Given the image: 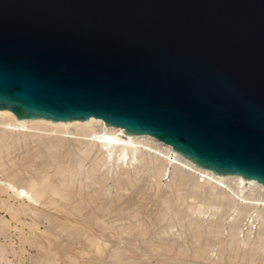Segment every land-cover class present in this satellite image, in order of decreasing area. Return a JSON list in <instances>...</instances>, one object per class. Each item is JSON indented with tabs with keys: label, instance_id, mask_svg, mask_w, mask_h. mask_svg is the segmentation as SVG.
I'll list each match as a JSON object with an SVG mask.
<instances>
[{
	"label": "water",
	"instance_id": "water-1",
	"mask_svg": "<svg viewBox=\"0 0 264 264\" xmlns=\"http://www.w3.org/2000/svg\"><path fill=\"white\" fill-rule=\"evenodd\" d=\"M0 108L264 184V0H0Z\"/></svg>",
	"mask_w": 264,
	"mask_h": 264
},
{
	"label": "rangeland",
	"instance_id": "rangeland-1",
	"mask_svg": "<svg viewBox=\"0 0 264 264\" xmlns=\"http://www.w3.org/2000/svg\"><path fill=\"white\" fill-rule=\"evenodd\" d=\"M101 128L0 124V264H264V187L202 177L151 136L121 160L81 134Z\"/></svg>",
	"mask_w": 264,
	"mask_h": 264
},
{
	"label": "bare ground",
	"instance_id": "bare-ground-1",
	"mask_svg": "<svg viewBox=\"0 0 264 264\" xmlns=\"http://www.w3.org/2000/svg\"><path fill=\"white\" fill-rule=\"evenodd\" d=\"M95 122H99L102 125V128L99 131L82 132L81 134L90 136L92 137L93 140L100 142V144L106 148L107 152H111L115 150L116 152H118V158L121 160H125L127 157L129 158V156L131 157L133 156L134 149L133 148L128 149L127 144L133 143L135 139H139L140 137L150 136L148 134H143V133L142 134H135V133L126 134L123 132L120 126L113 127L111 125H106L102 121V119H100L99 117H95L93 115H89L85 119L72 118V119H67L66 121H56V120H52V119H48L44 117H31V118L24 119L21 117H16L9 109L0 108V124L10 126V127L12 126L17 129H26V127L28 126H31V128L46 127V129L50 131L62 130L63 132L69 133L70 132L69 128L71 126L77 129L78 127L84 126L86 123L93 124ZM157 141L162 142L160 140H157ZM162 143H164L163 145H165V147L167 148L164 153L168 159L182 161L189 168L201 173L202 177L204 176L207 179L214 180L217 183L221 182V179L224 177L226 178L227 176H234L235 178H238L241 181L246 179L248 181L256 182L254 179L244 178L239 174L233 175V174L213 173L207 168L197 167L189 159L181 156L179 153L172 150L169 144L165 142H162ZM145 145H147V148H150L148 144H145ZM257 184L260 187H264V184H261L258 182ZM10 186H11V189L14 188L17 196H20V197L25 196L29 200H34V197L31 194H29L27 190L21 187H16L14 185H10Z\"/></svg>",
	"mask_w": 264,
	"mask_h": 264
}]
</instances>
